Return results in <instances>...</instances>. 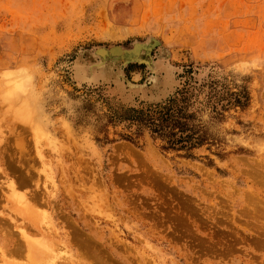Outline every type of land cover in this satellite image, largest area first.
<instances>
[{"label": "rangeland", "instance_id": "obj_1", "mask_svg": "<svg viewBox=\"0 0 264 264\" xmlns=\"http://www.w3.org/2000/svg\"><path fill=\"white\" fill-rule=\"evenodd\" d=\"M184 89L201 147L115 118ZM0 220L46 245L0 264H264V0H0Z\"/></svg>", "mask_w": 264, "mask_h": 264}, {"label": "trees", "instance_id": "obj_2", "mask_svg": "<svg viewBox=\"0 0 264 264\" xmlns=\"http://www.w3.org/2000/svg\"><path fill=\"white\" fill-rule=\"evenodd\" d=\"M196 104V96L184 89L166 102L130 109L126 115L115 118L135 125L138 135L149 131L152 137L165 143L163 150L190 151L207 140L205 126L197 122L198 109L192 111ZM127 140L132 142L133 138Z\"/></svg>", "mask_w": 264, "mask_h": 264}, {"label": "bare ground", "instance_id": "obj_3", "mask_svg": "<svg viewBox=\"0 0 264 264\" xmlns=\"http://www.w3.org/2000/svg\"><path fill=\"white\" fill-rule=\"evenodd\" d=\"M117 50H113L112 51V53H114L113 55H116L115 53H117L116 52ZM15 100V99H14ZM22 184V183H21ZM23 185V184H22ZM24 186H25V184H24ZM20 187H22L21 185H20ZM25 188V187H24ZM37 197V196H36ZM29 199V198H28ZM28 203V202H27ZM30 203V202H29ZM247 207V209L252 213H250L251 215H253L254 217H253V220L252 221H248V220H246L245 221V225H249L250 223H251V225H252V223L253 224H256V220H255V218L256 217H258V213H257V210H256V208H250V207H248V206H246ZM246 207H243L244 209L246 208ZM254 207V206H253ZM263 210V209H262ZM261 210V211H262ZM260 211V212H261ZM248 212V211H247ZM259 212V211H258ZM259 212V213H260ZM249 213V212H248ZM250 214H248L249 216H250ZM247 215V216H248ZM257 215V216H256ZM244 217V216H243ZM251 219H252V217H251ZM9 220H11V221H15L14 219H10L9 218ZM1 221V224H2V226L3 225H9L10 224V222L9 221H2V220H0ZM242 222H243V220H242ZM69 225V224H68ZM254 226H258V225H254ZM253 226V227H254ZM263 226H264V224H263ZM244 227V226H243ZM261 227V226H260ZM259 227V228H260ZM77 228V227H76ZM245 228V227H244ZM257 228V227H256ZM259 228H258V230H259ZM262 228V227H261ZM260 228V229H261ZM0 229H4V228H2V227H0ZM2 231V230H1ZM3 231H5L3 234L4 235H6V236H4L3 235V237H2V239H3V243H2V245L0 246V259H3L4 258V256H5V254L6 253H17V254H23V253H25L26 252V250H28L29 252H32L33 251V249L32 248H36V245H39V246H41V247H45L46 245L45 244H43V243H38V244H36V242L35 243H33V244H31V242H32V239H33V237L30 235V233L27 231H25V230H21V236L20 237H18V238H15V237H13V236H15V235H13V234H11V233H9L6 229L5 230H3ZM32 231H33V229H32ZM73 231V230H72ZM75 231V230H74ZM30 232H31V229H30ZM34 232V231H33ZM33 232H31V233H33ZM36 233H40V235H43L44 236V238H43V240L45 241V242H47V243H49L50 242V238L49 237H46V236H48V234H49V232L48 231H41V232H36ZM1 234H2V232H1ZM80 234H82V232L80 233ZM88 236V235H87ZM69 238H67V239H65L66 241H71V243H73V244H75V246L76 247H79V248H81V250H84L85 252H87V253H89L92 257H95V258H97L98 259V261H103V260H105V259H101V256H103L102 254H100V258H99V254L97 255V251H98V245H100V244H98V243H96L95 242V239H93L92 237H90V238H88V239H84V238H82V236H79V234L77 235V234H75V235H73V236H68ZM89 237V236H88ZM264 237V236H263ZM262 237V238H263ZM62 238V237H61ZM63 240V239H62ZM65 240L64 241H60L61 242V244H64V245H66L65 244ZM261 241H262V243H261V247L264 249V239H260ZM260 240H258V241H260ZM257 241V242H258ZM72 244V245H73ZM98 244V245H97ZM78 245V246H77ZM260 247V248H261ZM39 247H37L36 249H38ZM40 249V248H39ZM79 250V249H78ZM102 251H104V250H102ZM101 250H100V252H102ZM36 252V251H35ZM105 252V251H104ZM38 253V252H37ZM96 255L98 256V257H96ZM106 255V254H105ZM104 257V256H103ZM251 257H253V256H251ZM258 257V256H257ZM106 258V257H105ZM254 258V257H253ZM99 259H101V260H99ZM69 260V259H68ZM70 261V260H69ZM111 262V261H110ZM106 264L108 263V262H105ZM55 264H57V263H55ZM110 264V263H109Z\"/></svg>", "mask_w": 264, "mask_h": 264}]
</instances>
